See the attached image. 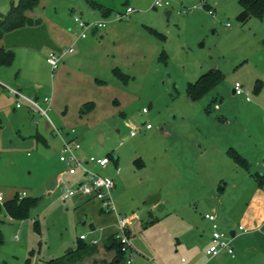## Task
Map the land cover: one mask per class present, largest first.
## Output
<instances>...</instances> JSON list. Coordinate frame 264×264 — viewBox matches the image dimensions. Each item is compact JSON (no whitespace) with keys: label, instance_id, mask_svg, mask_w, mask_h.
Instances as JSON below:
<instances>
[{"label":"rangeland","instance_id":"obj_1","mask_svg":"<svg viewBox=\"0 0 264 264\" xmlns=\"http://www.w3.org/2000/svg\"><path fill=\"white\" fill-rule=\"evenodd\" d=\"M168 1L170 6L155 10V0H40L29 13L32 24L2 41L16 58L0 72V81L7 86L21 84L23 92L37 97L44 107V98L51 97L49 115L54 124L63 130L76 128L88 153L110 156L111 162L100 172L116 182L115 205L125 215L138 213L144 226L130 235L137 251L133 264H139L141 256L155 261L149 250L153 243L163 251L176 245L177 233L188 226L184 217L205 219L194 200L186 199L188 204L178 207L184 187L191 184L184 180L196 176L216 186L228 169L233 175L236 163L233 166L234 159L225 155L226 138L229 149L249 151L250 171L240 168L250 183L246 181L237 209L251 202V211L264 201V186L255 178L264 175V17L243 23L238 18L239 0ZM19 2L0 0V15H7ZM91 2L109 7L111 15L104 16ZM128 7L133 8L128 19L116 20V14ZM75 16L89 22L105 20L107 26L98 29L102 36L86 39V50L77 43L54 71L47 56L51 50L61 53L60 44L68 47L78 36ZM215 68L223 72L222 81L202 98H189V82ZM236 82L249 91L250 101L246 93L233 92ZM144 108L149 111L144 113ZM27 110L16 108L15 97L0 85L3 130L12 133L14 119L25 114L28 130L35 132L37 121L38 127L55 134L44 116ZM147 123L153 129H147ZM1 138L0 179L20 189L32 187L38 205L24 220L1 212L0 264H48L76 248L80 235L90 234L91 222L99 239L106 227L104 215L110 214L101 213L100 201L75 208L71 201L57 199L62 191L53 195L45 191V183L52 180L55 185L65 168L60 146L46 148L39 143L38 150L28 141L24 149L10 152ZM152 194L175 204L173 211L151 217L152 204L144 200Z\"/></svg>","mask_w":264,"mask_h":264},{"label":"crops","instance_id":"obj_2","mask_svg":"<svg viewBox=\"0 0 264 264\" xmlns=\"http://www.w3.org/2000/svg\"><path fill=\"white\" fill-rule=\"evenodd\" d=\"M206 2L207 5H209V1ZM204 6L206 7L205 2H204ZM90 32L91 33H89L86 38H81L79 33L78 36H76L74 39L70 41L71 45L75 46L77 43H80L79 45L81 46V50L83 51L86 50L88 46V41H86V39H89L91 35L97 36L99 34L98 29L91 30ZM99 35L102 36L101 34ZM60 47L62 48V52L59 54H61L63 57L66 53L69 52L66 51L69 46L65 47L64 44L61 43ZM52 51L53 50H51L50 52ZM3 69L4 67L0 69V72ZM17 87L21 88L22 86L21 84L20 85L18 84ZM21 90L23 91L22 88ZM26 107L28 108L27 110L29 111L28 113H30V111H33L28 106ZM25 117H26L25 114L24 115L20 114V118L14 119L15 125L12 133L3 130L4 123H3V119L0 117L1 119L0 135L2 134V138L1 136L0 138L3 142V146L5 145V150L10 152L11 151L15 152L18 148L24 149L26 145H28L27 144L28 141L32 143L31 144L32 146L33 145L37 146L38 150H39V143H41L42 145L44 144L46 148L47 147L50 148L53 144H55L56 146H60L61 148L62 138H60V136H57L56 134H51L49 131L50 129L48 128L45 129L44 127L41 128L38 127L40 123L38 124L37 121H34V123L38 125L36 131L33 132L31 129L28 130V128L25 126L26 122L23 119ZM47 121L51 125L48 119ZM150 129H153V127ZM64 131L68 133L69 130H64ZM14 132L16 133L17 137L15 136ZM13 135L15 136V138L13 137ZM76 137L78 139L77 132H76ZM226 143L227 145L225 146L224 150H225V155L226 157H228V159L230 157L233 158L229 154V150L233 149L248 161L249 151L247 149H245L244 147H242L243 149L241 148L236 149L232 146L229 149V138H226ZM45 147L41 152L42 154L46 150ZM0 152H1V148H0ZM82 153L86 155L93 154V153H88L87 150L84 149V147ZM0 160H1V156H0ZM115 160L116 161L118 160L117 156H115ZM234 162L236 163L235 160L233 161V163ZM235 163L233 164V166H235ZM186 168L188 170H192V167L190 165H188ZM100 169L103 168H99V171ZM244 169L240 168V165L236 163V166L233 168L234 174L229 175V169H228V172L226 173V177L222 176L220 178L221 183L219 185L217 184L216 186H213L211 182H208L207 184L204 180L197 179L196 176H188L186 180H184V184H190V183L191 184L189 186L184 187L185 191L182 192V196L184 197V200L182 199L183 201L179 202L180 205H178V207H182L183 209L184 206L187 205L189 202V201L185 202L186 199L194 200L196 201L195 204L196 208L198 209V207L201 205V208L204 210L205 219L195 220L194 218L191 217L189 221H187V219L184 217V220H186L188 226H186V230L184 229L181 234L177 233L176 245H174L173 247L169 246L165 249V251H163L159 246V244L153 243L151 246L152 249L150 248L149 250H150V254L152 255L155 261H151L150 263L148 260H145V257L142 258L141 256L140 258H138V261H140L139 264L140 263L142 264L143 262L146 261H148L150 264H264V201L261 207L251 211L249 210L251 202H248L247 207H245L244 209L242 208L237 209V206L240 204V200L245 195L243 193V188L248 186V184H246V181L247 183H250L249 180L247 179V176H244L245 172H242L245 171ZM246 170L250 171L248 169ZM63 171L57 175L55 185L53 184L52 180H50V183L48 182L45 183L46 184L45 191L48 193V195H53L57 190L60 191L63 190V188L61 187V175ZM262 176H263V185L259 184L261 187L264 186V175ZM256 180L259 183V180L257 178ZM192 182L194 183L192 184ZM0 189L5 193L7 200L13 198L17 193H19L20 195V193L24 191L27 193V196L33 197L31 194H33L34 192V189L32 187L28 189L27 188L20 189L18 185L7 183L2 179H0ZM233 190H236L234 191L236 195L232 193ZM186 192H187V196L185 194ZM254 197L255 196H253L252 198L253 200ZM57 199L59 201H63L61 199V194L60 196L58 195ZM69 201H71V205L75 208L81 205H85L87 203L95 202L94 200L82 199L78 197L63 202H69ZM37 205H38V201L36 206ZM174 207L175 204L173 203L168 204V201L165 202V200L161 196L159 203H154L150 207V209L152 210L151 217L158 218L157 213H162V212L163 214L165 213L168 215L171 213V211H173ZM100 211L102 214L110 213L109 215L108 214L104 215V219H106L104 225L106 227H104L102 235L99 237V239L97 238L96 232L98 230L95 224L91 222L90 228L92 230L90 231V234L86 235L87 238L82 239L81 235L83 234L80 235V243L85 244L88 249L85 248L82 250L84 252V255L80 256V259L75 260V258L72 257L70 260L68 259L66 264H121V262L125 260V256L120 257V254H117L116 249H109L107 247V243L109 242V239L112 236H114L115 239L119 242V240L116 238V232L118 230V225H117L118 215L130 217V223L128 225L130 235L131 232L137 233L142 229V227H144L142 224L141 216L138 213L125 215L119 212L118 209H117L118 214L113 212H107L104 209H101ZM1 212L6 213V216H8L10 219H13L7 214L4 207L1 210ZM208 213H213L216 215V222L218 223L219 228L222 231L226 232L227 235L232 239V244L236 252L235 256H231L226 252H222L215 256H211L207 253L208 248L212 244V222L206 217V214ZM241 225L244 226V229H240ZM92 239H97V243L93 244ZM93 246L95 250H93ZM77 248L78 246L76 248L73 247L72 248L73 251L71 253H67L66 251L65 254H72L74 250H76ZM132 248H133V255H136L137 251L134 249L133 245ZM133 263H134V258L132 264ZM125 264H126V260H125Z\"/></svg>","mask_w":264,"mask_h":264},{"label":"built area","instance_id":"obj_3","mask_svg":"<svg viewBox=\"0 0 264 264\" xmlns=\"http://www.w3.org/2000/svg\"><path fill=\"white\" fill-rule=\"evenodd\" d=\"M154 5L156 8L170 6L168 0H155ZM133 11L132 7H128L126 12H118L116 14V20L128 19L130 13ZM211 14L215 12L209 10ZM76 24L80 27V37L86 38L91 30L105 28L107 21H86L81 16H75ZM74 46L70 45L66 51H73ZM62 59V55L52 51L47 56V61L52 66L53 70H56ZM0 85L9 90L10 94L15 97L16 107L22 108L28 106L33 111H38L42 116L47 118L51 123L53 130L57 136L62 138V145L60 148L59 159L65 165V169L61 175V187L63 188L61 193V199L67 201L69 199L78 197L88 200H98L102 203L103 209L107 212L117 213V208L112 197V192L115 189V180L103 175L99 168H105L110 163L111 158L108 155H96V154H83V145L76 137V128H71L68 133L62 128L57 127L51 120L49 111L52 109V99L45 97L44 101L46 106H42L36 98L26 95L20 87L7 86L0 81ZM235 94H244L250 100L249 91L244 90L240 82L235 84ZM149 109L144 108L143 112L147 113ZM152 124L147 123L146 128H152ZM137 130L132 131L131 135H135ZM67 177L74 178V181H67ZM27 193L21 192L20 197H26ZM6 195L0 189V205L6 202ZM206 217L212 222V244L207 250V253L211 256L218 255L222 252H226L231 256H235V248L232 244V239L226 232L222 231L218 223L216 222V215L213 213L206 214ZM129 216L118 215L117 225L118 230L116 232V238L121 244V250L124 253L126 264H132L133 262V248L130 242L129 234ZM240 229H244V226H240ZM82 239H86V235H81ZM92 243L96 244L97 239H92Z\"/></svg>","mask_w":264,"mask_h":264},{"label":"trees","instance_id":"obj_4","mask_svg":"<svg viewBox=\"0 0 264 264\" xmlns=\"http://www.w3.org/2000/svg\"><path fill=\"white\" fill-rule=\"evenodd\" d=\"M39 2L40 0H20L19 4L13 6L7 15H0V69L6 66H11L16 58L15 51L6 47L2 41H5L15 32L32 24V20L29 19V13L37 7ZM91 4L96 9H100L104 16L111 15L112 10L109 7L97 4L96 2H91ZM239 4L241 6V11L238 18L243 23L252 17H264V0H239ZM115 72L118 71L115 69ZM119 76L125 79L124 75L119 74ZM223 77L224 74L220 69H210L203 73L195 82H189L187 86L188 97L192 100L202 98L215 88L222 81ZM229 154L238 165L250 170V164L248 161L237 151L231 149L229 150ZM255 177L259 180V184L263 185V176L255 174ZM37 201V198L29 196L20 197L19 193H17L13 198L9 200L6 199V202L0 205V212L4 207L7 214L13 219L24 220L29 217L32 209L36 206ZM107 247L109 249H116L117 254H120V257L124 256V253L121 250V244L114 236L109 239ZM85 248H87V246L80 243L78 248L74 250L72 254H64L61 257L51 259L49 264H66L68 259L70 260L72 257H74L75 260L80 259V256L84 255L82 250ZM93 250H95L94 246Z\"/></svg>","mask_w":264,"mask_h":264},{"label":"water","instance_id":"obj_5","mask_svg":"<svg viewBox=\"0 0 264 264\" xmlns=\"http://www.w3.org/2000/svg\"><path fill=\"white\" fill-rule=\"evenodd\" d=\"M154 9L157 10L156 7H154ZM166 14H167V16H169L171 14V11L168 10L166 12ZM233 92L235 93V90H233ZM151 107H152V104H150L149 109H151ZM160 198H161L160 194H152V195L147 196V198L144 201L148 204H154V203H159ZM149 213H150V216H152L151 212H149ZM72 251H73V249L70 248L67 250V253H71Z\"/></svg>","mask_w":264,"mask_h":264}]
</instances>
